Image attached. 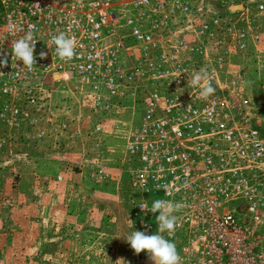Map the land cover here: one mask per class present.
<instances>
[{
	"label": "built area",
	"instance_id": "built-area-1",
	"mask_svg": "<svg viewBox=\"0 0 264 264\" xmlns=\"http://www.w3.org/2000/svg\"><path fill=\"white\" fill-rule=\"evenodd\" d=\"M29 30L31 70L11 48ZM61 31L76 45L71 60L56 55ZM5 57L1 155L72 138L79 149L64 170L114 183L126 236L155 234L159 213L150 209L164 199L181 205L174 234L163 233L181 264H264V101L245 90L241 64L254 63L263 89L264 0H0ZM201 68L216 89L207 99L191 85ZM55 92L75 99L72 119L53 117ZM115 122L124 142L117 173L101 153ZM145 253L121 264H143Z\"/></svg>",
	"mask_w": 264,
	"mask_h": 264
},
{
	"label": "crops",
	"instance_id": "crops-1",
	"mask_svg": "<svg viewBox=\"0 0 264 264\" xmlns=\"http://www.w3.org/2000/svg\"><path fill=\"white\" fill-rule=\"evenodd\" d=\"M113 126L112 132L115 130ZM110 137L111 135L108 136L107 143H109ZM71 139L64 138L59 140L53 138L48 140V146L43 144L40 147L31 148L30 151H37L34 153H38L34 154L33 158L45 159L41 160L44 162L42 163L43 169L38 175H32L33 171L31 168L24 167L25 159L23 156L28 153L20 154L13 158H6L5 155L0 156L1 162H5V164L1 163L4 174L0 177V186H9L10 188V192L7 195L0 197V204L3 205L0 210V215H3L0 216L2 230L3 232H8L7 228L14 222L12 218H18V227L21 233L27 234L30 230H33V234H39L36 240L43 256L38 258L51 260V263L53 260L57 262V260L63 258L72 260L73 264H83L84 262L86 263L84 257L89 253V249H93L92 255H98L99 257L102 253L105 254L114 247L108 239L103 237L106 231L104 229L105 221L100 219L102 216L106 217L104 216L106 214H103L104 210H98V215L95 217L88 214V211L83 209L84 205L81 202V195L77 194V186H73V184L82 180L80 179L81 176L86 186L91 185L102 190L107 189L104 193H110L114 201L116 199L115 185L113 182H104L100 183V185L93 183L82 173H79L78 169L64 170L65 161H74L76 152L79 149V144ZM56 141H61L62 145L53 148L52 145ZM43 148L48 150V154L45 150L42 152L41 149ZM108 150L109 145L105 151L101 152L106 157V160ZM116 165V171H112L109 168L114 173L119 171L118 161ZM35 169L33 168V170ZM59 173L64 176L63 180H54L55 175ZM8 218L10 220H7ZM113 232L115 231L113 230ZM78 236L84 241L91 242L92 245L87 248L84 245H79L76 241ZM70 240L75 241L76 244ZM103 240L105 241L103 242ZM101 242H103V245H101ZM70 245H75L76 248L73 250L78 249V251L76 253L71 252L72 250L69 249ZM108 246L110 247L109 249ZM45 255L47 256L44 257ZM83 255L84 257H82ZM36 260H34L33 264L42 263V260Z\"/></svg>",
	"mask_w": 264,
	"mask_h": 264
},
{
	"label": "rangeland",
	"instance_id": "rangeland-1",
	"mask_svg": "<svg viewBox=\"0 0 264 264\" xmlns=\"http://www.w3.org/2000/svg\"><path fill=\"white\" fill-rule=\"evenodd\" d=\"M245 65L247 68H243L242 72H245L247 75V82H246V88L247 92L251 94L252 100L257 102L258 100H263L264 101V88L260 85L255 84V78L256 70L254 69V63L249 62V61H244L241 63ZM244 67V66H243ZM260 81H262V85H264V77L262 76L260 78ZM262 110H264V102H262ZM51 107H52V112H53V117L55 119H72L76 113H77V107H76V102L73 97H70L69 94L62 93V92H55L52 96L51 99ZM136 116L135 121L138 119V111H135ZM114 131L112 132V135L109 140V150L107 153V160L106 163L108 167L112 171H116L117 169V161H118V154L120 151V148L122 146V131H121V126L118 122L114 123ZM3 132L0 128V134ZM124 144V142H123ZM19 146L14 148V155H10L9 158L16 157L17 155H24L28 153L27 155L23 156L25 159L24 167L28 168L33 171L32 175L34 174H39L42 171V167L44 162L41 160L45 159H35L34 153L37 151H30L31 146L30 145H24L22 144L21 147L20 144H17ZM48 146V143L46 144ZM45 145V146H46ZM44 147V146H42ZM42 152L45 150V152L48 154V150L45 148L41 149ZM31 152V153H30ZM0 156H2L0 154ZM34 159V160H33ZM33 162V163H31ZM1 157H0V177L3 176L4 172L2 171L3 168L1 166ZM33 168H36L33 170ZM40 168V169H39ZM39 169V170H38ZM37 170V171H36ZM36 175V176H37ZM30 176V174H29ZM1 179V178H0ZM77 181L76 183L73 184V186H77V194L81 195L82 198V204L84 205L83 209L88 211V214L93 215L94 217L97 214L98 210L103 211V214H106L105 218L102 216L100 220L105 221L104 224V229L105 233L103 234V237L108 239L111 243L113 249H110L107 251L105 254H101L99 257L98 255H92V250H88V254L82 256L86 260V263L82 262L83 264H121L122 263V258L123 256L132 255L134 252V249L131 248L130 244L126 241V235L124 232V228L122 225V219H123V211L121 206L117 205L115 201L112 199V195L110 193H104L105 190L107 189H100L99 187H94V186H86L83 182V178H81ZM9 186H0V197L7 195L10 191ZM76 189H74L76 191ZM107 194V195H105ZM104 195V197H103ZM2 206L0 204V210L2 209ZM105 208V209H104ZM5 210V209H3ZM7 211V209H6ZM12 212V211H10ZM3 216V215H0ZM14 221L13 224L8 227V232H3L2 230V220L0 217V264H33L34 260L40 261L42 260L41 264H73L72 260L70 259H63L61 258L60 260H57V262L51 263V260H46V259H39L38 257L43 256V253L40 251L39 245L37 243L36 238L38 237L39 234H33V230H30L27 234H23L19 231V222L18 218H12ZM7 220H10L9 218ZM116 228V229H114ZM113 230L115 232H113ZM73 243L75 241L70 240ZM77 243L79 245H84L87 247L91 246V242L84 241L80 236L77 238ZM105 240H103L104 242ZM103 242H101V245H103ZM76 244V243H75ZM109 244V243H108ZM111 246V244H110ZM75 245H70L69 249L72 250L71 252L76 253L78 249L73 250ZM110 247L108 246V249ZM91 250V251H90ZM95 250V249H94ZM85 253V252H82ZM103 255V256H102ZM45 255L44 257H46ZM61 256V254H59ZM88 256V259H87ZM67 261V262H66ZM71 263H69V262ZM74 264H81V263H74Z\"/></svg>",
	"mask_w": 264,
	"mask_h": 264
},
{
	"label": "clouds",
	"instance_id": "clouds-1",
	"mask_svg": "<svg viewBox=\"0 0 264 264\" xmlns=\"http://www.w3.org/2000/svg\"><path fill=\"white\" fill-rule=\"evenodd\" d=\"M71 23L75 25L78 22L73 18ZM35 42L33 31L29 30L23 37L14 42L12 41L11 44L13 57H15L16 60H21L23 66H26L29 70H31L36 63L34 57ZM52 42L56 46L55 51L59 59L71 60L76 55L74 40L64 31L53 35ZM45 55L44 52L40 53L41 57ZM6 63V57L0 59V64ZM212 79L207 68H201L193 74L191 85L200 88V98L207 99L215 93L216 89L212 85ZM161 188L164 190L165 194H167L168 186H158V189ZM180 207V204L164 199H156L153 201L150 211L152 213H159V215L155 217L158 223L157 232L149 235L144 231L135 230L125 236L126 241L130 244L131 248L134 249L136 254H139L141 251H146L153 264H181V257L176 250L175 243L166 239L163 235L165 232H167L169 236L174 234L177 226V217L174 213L178 211Z\"/></svg>",
	"mask_w": 264,
	"mask_h": 264
},
{
	"label": "water",
	"instance_id": "water-1",
	"mask_svg": "<svg viewBox=\"0 0 264 264\" xmlns=\"http://www.w3.org/2000/svg\"><path fill=\"white\" fill-rule=\"evenodd\" d=\"M143 264H153V262L149 259L147 252L145 253V256L143 258Z\"/></svg>",
	"mask_w": 264,
	"mask_h": 264
}]
</instances>
